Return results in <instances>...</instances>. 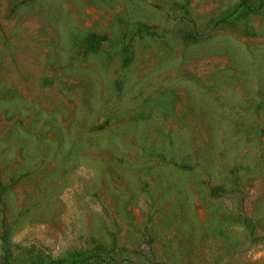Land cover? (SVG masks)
Listing matches in <instances>:
<instances>
[{"label": "rangeland", "instance_id": "374dc122", "mask_svg": "<svg viewBox=\"0 0 264 264\" xmlns=\"http://www.w3.org/2000/svg\"><path fill=\"white\" fill-rule=\"evenodd\" d=\"M0 264H264V0H0Z\"/></svg>", "mask_w": 264, "mask_h": 264}, {"label": "trees", "instance_id": "16d2710c", "mask_svg": "<svg viewBox=\"0 0 264 264\" xmlns=\"http://www.w3.org/2000/svg\"><path fill=\"white\" fill-rule=\"evenodd\" d=\"M186 36H187V38H192V39H197L198 38L196 35H186Z\"/></svg>", "mask_w": 264, "mask_h": 264}]
</instances>
